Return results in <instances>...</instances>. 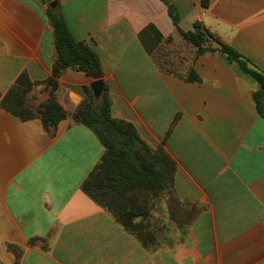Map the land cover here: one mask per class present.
Here are the masks:
<instances>
[{
  "label": "crops",
  "instance_id": "crops-1",
  "mask_svg": "<svg viewBox=\"0 0 264 264\" xmlns=\"http://www.w3.org/2000/svg\"><path fill=\"white\" fill-rule=\"evenodd\" d=\"M56 1L74 38L99 57L112 117L171 159L167 189L189 220L145 245L84 192L105 147L71 117L95 79L69 67L58 77L67 116L56 126L0 106V264H264L258 83L221 51L198 55L161 0ZM170 1L183 30L200 24L264 71V0ZM43 9L42 0H0V94L23 72L52 76L54 31ZM149 25L162 37L147 50ZM192 70L200 81L187 79Z\"/></svg>",
  "mask_w": 264,
  "mask_h": 264
},
{
  "label": "trees",
  "instance_id": "trees-1",
  "mask_svg": "<svg viewBox=\"0 0 264 264\" xmlns=\"http://www.w3.org/2000/svg\"><path fill=\"white\" fill-rule=\"evenodd\" d=\"M179 33L197 48V54L206 51H221L230 62H236L241 70L257 83L258 90L253 93L259 114L264 118V71L234 47L216 39L207 28L195 23L193 30L180 27L181 16L170 0H161ZM209 0H202L206 7ZM48 19L54 31L56 60L53 74L43 81H32L26 72L19 75L14 85L5 94H0V106L17 115L22 120L39 117L46 127L56 126L67 113L57 95L58 77L66 68L72 67L84 72L95 80L102 79L103 69L98 55L86 42L77 41L64 18L60 6L50 7ZM143 43L150 50V39L162 37L154 25H149L141 34ZM210 39L218 44L216 48L206 47ZM200 81L195 71L187 77ZM44 84L50 88L49 98L33 110L26 103L30 91ZM74 122L90 127L105 147V152L83 183V190L103 208L110 211L124 229L147 244L152 235L146 230V220L151 213V198H156L167 189L174 173V164L162 151H153L140 137L136 127L111 115V100L107 91L102 101L96 104L93 93L85 88V97L71 113Z\"/></svg>",
  "mask_w": 264,
  "mask_h": 264
},
{
  "label": "rangeland",
  "instance_id": "rangeland-1",
  "mask_svg": "<svg viewBox=\"0 0 264 264\" xmlns=\"http://www.w3.org/2000/svg\"><path fill=\"white\" fill-rule=\"evenodd\" d=\"M53 0H42L44 4L43 12L48 16L50 2ZM93 93V91H91ZM50 88L46 86H36L27 95L26 103L28 107L36 110L40 104L49 98ZM150 217L145 221L146 230L150 232L151 240H164L167 236L177 234V228L181 229V222L189 220L188 214L183 211L181 204L177 203L170 189L164 190L156 198H151ZM185 213V214H184ZM153 238V239H151ZM148 241V242H149Z\"/></svg>",
  "mask_w": 264,
  "mask_h": 264
},
{
  "label": "water",
  "instance_id": "water-1",
  "mask_svg": "<svg viewBox=\"0 0 264 264\" xmlns=\"http://www.w3.org/2000/svg\"><path fill=\"white\" fill-rule=\"evenodd\" d=\"M57 5L58 2L56 0L50 3V7L52 8L56 7ZM92 91L95 98L101 96L104 91V81L102 79L95 80L92 85Z\"/></svg>",
  "mask_w": 264,
  "mask_h": 264
}]
</instances>
